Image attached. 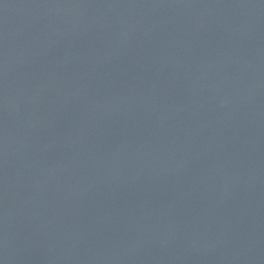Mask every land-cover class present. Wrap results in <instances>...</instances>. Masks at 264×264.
Masks as SVG:
<instances>
[{"label":"water","instance_id":"95a60500","mask_svg":"<svg viewBox=\"0 0 264 264\" xmlns=\"http://www.w3.org/2000/svg\"><path fill=\"white\" fill-rule=\"evenodd\" d=\"M0 264H264V0H0Z\"/></svg>","mask_w":264,"mask_h":264}]
</instances>
